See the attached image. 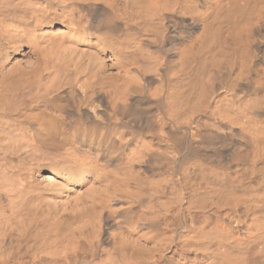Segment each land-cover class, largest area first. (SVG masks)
Masks as SVG:
<instances>
[{
    "label": "bare ground",
    "instance_id": "1",
    "mask_svg": "<svg viewBox=\"0 0 264 264\" xmlns=\"http://www.w3.org/2000/svg\"><path fill=\"white\" fill-rule=\"evenodd\" d=\"M127 241L264 264V0H0V264Z\"/></svg>",
    "mask_w": 264,
    "mask_h": 264
},
{
    "label": "rangeland",
    "instance_id": "2",
    "mask_svg": "<svg viewBox=\"0 0 264 264\" xmlns=\"http://www.w3.org/2000/svg\"><path fill=\"white\" fill-rule=\"evenodd\" d=\"M120 245V247L118 246L116 250L112 251L111 260L114 264H147L149 251L146 248L128 241Z\"/></svg>",
    "mask_w": 264,
    "mask_h": 264
}]
</instances>
